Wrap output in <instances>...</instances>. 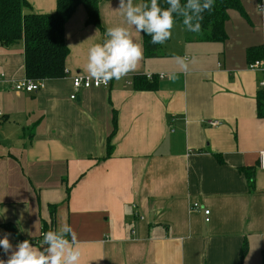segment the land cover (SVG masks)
<instances>
[{
    "label": "crops",
    "instance_id": "obj_1",
    "mask_svg": "<svg viewBox=\"0 0 264 264\" xmlns=\"http://www.w3.org/2000/svg\"><path fill=\"white\" fill-rule=\"evenodd\" d=\"M26 1L32 13L55 11L56 0ZM241 3L247 19L232 14L224 42L200 41L175 21L156 57L74 101L71 78L87 76V50L106 28L126 27L142 43L118 0L100 1L98 27L76 9L64 25L67 74L36 93L12 89L26 79L23 43L0 47V235L39 248L42 230L66 221L78 264H264V119L256 116L264 14L261 0ZM256 46L263 58L250 69L246 50ZM176 56L186 58L185 71ZM150 75L154 90H134V76Z\"/></svg>",
    "mask_w": 264,
    "mask_h": 264
},
{
    "label": "clouds",
    "instance_id": "obj_2",
    "mask_svg": "<svg viewBox=\"0 0 264 264\" xmlns=\"http://www.w3.org/2000/svg\"><path fill=\"white\" fill-rule=\"evenodd\" d=\"M161 3L167 7H162ZM214 0H118V7L125 24L137 33L150 37L153 45H163L172 35L177 17L181 18L184 29L199 32L202 14L210 11ZM264 14V0L259 8ZM105 38L93 43L87 50L84 71L90 81L107 85L109 80H120L129 73H134L138 62L143 57L142 43H136L130 36L129 29L123 26H111L105 29ZM179 69L185 71V57H174ZM174 73L169 74L173 79ZM2 214V213H0ZM72 226L66 221L57 229L43 233L40 247L34 246L28 239L10 243L9 234L0 235V252L7 259H0V264H78L80 250Z\"/></svg>",
    "mask_w": 264,
    "mask_h": 264
},
{
    "label": "trees",
    "instance_id": "obj_3",
    "mask_svg": "<svg viewBox=\"0 0 264 264\" xmlns=\"http://www.w3.org/2000/svg\"><path fill=\"white\" fill-rule=\"evenodd\" d=\"M101 0H56L55 11L52 14H36L30 11L26 0H0V47L11 48L23 43L24 75L34 81H45L63 78L65 60L68 49L64 43V25L72 17L78 7H83L86 14V25L99 26V3ZM184 0H181L183 4ZM162 7H167L161 3ZM232 14L246 18L241 0H214L210 11H205L200 22V31L196 32L203 42H224L226 34L225 24ZM175 21L182 24L181 18ZM183 25V24H182ZM143 57H156L160 47L153 45L150 37L142 34ZM248 66L262 61L263 49L261 46L250 47L246 50ZM156 77L150 79L143 76H134L132 85L136 91H152L155 89ZM256 116L264 119V92L258 91L256 96ZM249 171V170H245ZM246 178L248 187L253 189L252 178ZM57 206H49L51 222ZM3 230L17 237L16 229L4 224ZM47 230H42L46 232ZM245 244L242 245L240 255L245 253Z\"/></svg>",
    "mask_w": 264,
    "mask_h": 264
},
{
    "label": "built area",
    "instance_id": "obj_4",
    "mask_svg": "<svg viewBox=\"0 0 264 264\" xmlns=\"http://www.w3.org/2000/svg\"><path fill=\"white\" fill-rule=\"evenodd\" d=\"M264 29V27H263ZM260 65V62H255L252 65L249 66L250 69H256ZM64 73L67 74V71L64 70ZM152 76H148L147 78L150 79ZM158 79H162L165 77L163 74H159L156 76ZM44 81H34L30 79H22L20 81H17L16 83H13L12 89L15 92H24L28 94H33L39 91L42 86H43ZM71 85L73 88V93L70 95L69 99L74 101L77 97V92L80 90H87L90 88H107L109 86V82L107 85H97L95 82L90 81L87 76H82V75H74L71 78ZM259 90H262L264 92V82L260 83L259 85ZM1 116V114H0ZM208 124L212 127H216L219 125L217 121H211L208 122ZM259 168L261 170H264V153L261 152L259 156ZM194 208H198V205H193ZM203 215L205 217V222H208V215L209 211L208 210H203ZM43 232H41L40 236L42 237ZM3 259V258H1Z\"/></svg>",
    "mask_w": 264,
    "mask_h": 264
},
{
    "label": "rangeland",
    "instance_id": "obj_5",
    "mask_svg": "<svg viewBox=\"0 0 264 264\" xmlns=\"http://www.w3.org/2000/svg\"><path fill=\"white\" fill-rule=\"evenodd\" d=\"M198 34V33H197Z\"/></svg>",
    "mask_w": 264,
    "mask_h": 264
}]
</instances>
